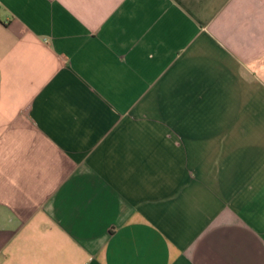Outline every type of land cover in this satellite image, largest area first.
Segmentation results:
<instances>
[{
  "label": "crops",
  "instance_id": "0c3cea01",
  "mask_svg": "<svg viewBox=\"0 0 264 264\" xmlns=\"http://www.w3.org/2000/svg\"><path fill=\"white\" fill-rule=\"evenodd\" d=\"M0 264H264V0H0Z\"/></svg>",
  "mask_w": 264,
  "mask_h": 264
}]
</instances>
